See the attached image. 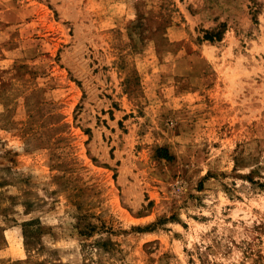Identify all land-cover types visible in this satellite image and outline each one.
I'll use <instances>...</instances> for the list:
<instances>
[{
	"label": "rangeland",
	"instance_id": "obj_1",
	"mask_svg": "<svg viewBox=\"0 0 264 264\" xmlns=\"http://www.w3.org/2000/svg\"><path fill=\"white\" fill-rule=\"evenodd\" d=\"M0 264H264V0H0Z\"/></svg>",
	"mask_w": 264,
	"mask_h": 264
}]
</instances>
